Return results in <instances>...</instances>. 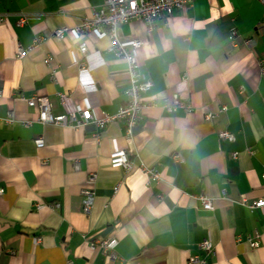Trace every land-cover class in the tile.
Segmentation results:
<instances>
[{
  "label": "crops",
  "instance_id": "crops-1",
  "mask_svg": "<svg viewBox=\"0 0 264 264\" xmlns=\"http://www.w3.org/2000/svg\"><path fill=\"white\" fill-rule=\"evenodd\" d=\"M103 3L0 0V264H264L263 213L238 204L264 200L261 0H195L150 34L142 22L118 27L122 46L143 42L138 71L152 83L144 102L153 107L129 140L125 122L45 125L27 103L43 98L54 117L78 118L115 117L126 105L127 62L110 39L77 32ZM58 30L68 31L60 43ZM176 97L190 114L168 112ZM226 132L233 142L220 140ZM120 151L132 171L112 167ZM150 169L160 181L148 185Z\"/></svg>",
  "mask_w": 264,
  "mask_h": 264
},
{
  "label": "built area",
  "instance_id": "built-area-1",
  "mask_svg": "<svg viewBox=\"0 0 264 264\" xmlns=\"http://www.w3.org/2000/svg\"><path fill=\"white\" fill-rule=\"evenodd\" d=\"M195 0H104L103 6L96 12H94L92 18L85 21L82 27L77 31L80 36L92 33L100 40L110 39L112 41V51L117 57L124 59L128 64L129 80L127 96L128 101L124 107H122L115 117L98 116L97 113L86 112L82 113L78 118L76 114L69 116L54 117L51 114L48 101L43 98H33L27 101L29 107L39 109V121L42 124H50L61 127H82L85 123L95 122L101 129L106 128L109 124L115 121L125 122L126 135L128 140L132 137L133 130L140 124L142 120L143 112L152 108V105H146L144 102V96L152 89V83L150 80H142L139 74V65L136 59V53L141 49L143 42L136 41L131 47L122 46L116 35L118 27L122 24L131 22H142L148 28V34H150L156 27V23L163 18H170L176 12H183L191 7ZM261 4L264 7V0H261ZM67 30H58L53 36V41L60 43L64 40ZM236 34L234 33V37ZM42 43V39H36L34 45L39 47ZM81 54L85 55L88 53V47L82 44L79 47ZM27 53L21 51L19 58H23ZM261 71L264 74V61L260 63ZM1 97V92H0ZM63 102V97H61ZM168 112L176 113L183 111L186 114H190L192 109L190 105L180 101L177 97L173 100V103L167 107ZM227 108L221 109L220 113L226 112ZM216 120L215 114H209L206 116V121L212 123ZM1 121V119H0ZM13 117H9L6 121V125L14 124ZM220 140L234 141V136L229 133H223ZM38 149L44 148V141H36ZM111 164L114 169H122L126 172L132 171V164L129 162L127 153L120 151L111 156ZM79 169V167H76ZM148 175L149 182H159L160 176L153 170H145ZM94 180V178L92 179ZM4 194V190L0 189V195ZM84 212L89 213L92 210L94 194L91 191H85L84 193ZM200 201L206 211L213 209L212 202L206 197H200ZM239 205L248 207L250 210H260L263 213L264 218V200H259L253 204H249L246 199H242L238 202ZM56 207H58L56 205ZM258 235L253 236L251 234L246 235V241L251 245L252 248L256 249L259 247L256 242ZM90 247L95 250L99 248L103 251H108L109 246L107 243H97V245L90 244ZM200 249L204 251L208 256L213 254V247L208 242H204ZM190 264H207L206 261L200 260L198 257H191L188 261ZM72 264V263H69Z\"/></svg>",
  "mask_w": 264,
  "mask_h": 264
}]
</instances>
